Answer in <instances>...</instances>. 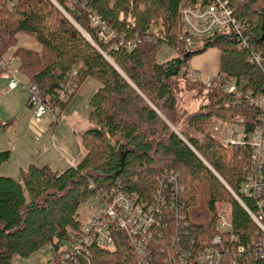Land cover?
I'll list each match as a JSON object with an SVG mask.
<instances>
[{
    "label": "trees",
    "instance_id": "trees-1",
    "mask_svg": "<svg viewBox=\"0 0 264 264\" xmlns=\"http://www.w3.org/2000/svg\"><path fill=\"white\" fill-rule=\"evenodd\" d=\"M9 1L0 0V61L9 70L17 62L18 74L60 114L87 80L99 88L90 99L87 121L93 128L81 135L84 157L78 165L63 171L30 165L21 169L20 181L0 174V264L29 260L49 247L57 253L68 248L83 230L80 207L101 191L117 187L142 203L160 192L169 197L170 175L178 176L182 190L175 195L176 207H163L151 230L150 264H179L173 258L177 253L197 256L216 236L225 245L235 236L246 247L264 239L232 194L257 211L256 200L241 193L248 153L224 146L211 129L215 122L232 124L237 117L248 131L258 123V111L244 96L249 91L264 95V0H222L242 35L215 31L195 52L187 50L181 8L211 0H56L67 15L51 0H18L14 9ZM92 14L114 33L108 42L92 26ZM23 34L34 38L41 51L13 52ZM132 41L137 46L130 50L125 45ZM162 46L178 56L159 62ZM209 49L221 53L217 76L234 81L241 97L207 89L189 76L190 60ZM253 53L261 56V66L250 61ZM5 73L0 69V75ZM181 81L206 91L207 103L193 114L179 107ZM67 90L62 101L60 93ZM10 159V151L0 152V169ZM224 205L231 228L222 231L218 212ZM111 234L112 248L94 245L91 262L141 264L128 236L118 228ZM252 254L247 249L245 255L225 254L224 259L264 264V257Z\"/></svg>",
    "mask_w": 264,
    "mask_h": 264
},
{
    "label": "built area",
    "instance_id": "built-area-1",
    "mask_svg": "<svg viewBox=\"0 0 264 264\" xmlns=\"http://www.w3.org/2000/svg\"><path fill=\"white\" fill-rule=\"evenodd\" d=\"M18 0H10L8 8L14 9ZM61 9L56 0H51ZM62 10V9H61ZM91 24L97 29L99 37L108 42L114 33L99 16L92 14ZM181 21L184 29L189 34L187 42L194 38H207L213 35L215 31L227 30L233 31L238 36L242 35L240 24L235 20L227 3L222 0H211L210 4L199 2L196 6L183 5L181 8ZM138 42H140L138 40ZM128 49H134L137 46L135 41L128 42L125 45ZM250 61L259 66L262 64L260 55L253 53ZM0 69L5 71L9 77V89H16L20 81L11 74L6 61H0ZM189 76L195 80L203 82L207 89L220 88L223 92L242 96V92L236 83L226 76H213L203 81L199 72L188 68ZM24 88L28 92V105L33 110L36 120L45 118L48 114L54 117V125L58 123L60 110L49 101H44L35 85L26 83ZM70 94V90L60 93V99L65 100ZM244 99L251 107H254L258 113V123L248 131L242 118L237 117L228 128V138L221 140L226 147H236L248 153L249 164L244 168L245 181L241 193L256 200V212H251L242 203L240 198L232 192L233 196L242 204L251 216L254 223L258 226L264 235V95L255 94L249 91ZM170 184L174 185L169 197L159 194L153 195L152 202L142 203L115 187L107 191H101L94 198L88 200L85 204H93L94 209L87 226L83 227L82 233L68 248L61 252H54L52 247L44 249L42 253L50 254L52 264H93L91 248L96 245L100 248L111 249L113 246L112 229L122 230L129 238L132 245L136 248L137 254L141 257V264H150L148 262V248L152 243V228L158 225V214L161 209L167 206L175 208V195L179 194L182 187L178 183V176L170 175ZM167 205V206H166ZM229 208L220 207L218 212L219 229L222 231L230 230ZM174 242H178L173 238ZM263 242V243H261ZM229 245H225L221 236H216L212 245L205 248L197 256L184 253H177L173 258L179 264H227L224 259L225 254L245 255L249 250H253L256 257H264V239L253 241L248 247L241 245L240 240L232 236ZM234 249L231 252V247ZM253 247V249H251ZM49 251V252H48ZM252 253V252H251ZM252 254V255H253ZM232 264H237L234 260Z\"/></svg>",
    "mask_w": 264,
    "mask_h": 264
},
{
    "label": "rangeland",
    "instance_id": "rangeland-1",
    "mask_svg": "<svg viewBox=\"0 0 264 264\" xmlns=\"http://www.w3.org/2000/svg\"><path fill=\"white\" fill-rule=\"evenodd\" d=\"M53 3V2H52ZM54 4V3H53ZM55 5V4H54ZM57 7V6H56ZM59 10H61L59 7H57ZM64 12L63 10H61ZM65 13V12H64ZM65 15H67L65 13ZM77 27V26H76ZM79 29V27H78ZM81 30V29H80ZM82 34L86 37V33L84 31H81ZM205 45V39L203 38H194L188 43L187 50L191 52L198 51L202 49ZM18 49H26V50H32V51H41L40 45L36 42V40L32 37H29L27 35H20L18 37L17 45L13 48L14 50ZM158 55V61L159 62H165L173 57L178 56L176 52L171 50L167 46H162L161 50L159 51ZM190 66L196 70L203 71V72H217L219 69V54L214 49L207 50L204 54H199L194 56L190 60ZM203 81L206 80L209 77L203 76ZM193 80V79H192ZM190 81V80H189ZM194 82V81H193ZM90 83H96L92 80H89L85 83V85L82 88V92H77L78 95L76 96V100L72 103V108L68 112L66 111L62 116L59 117L60 120V129H57L54 134L48 133L44 135L43 138L39 141V146H47L48 150L45 151V154H42L39 150H37L36 147H39L38 145L33 148V154L35 155V159L39 160L38 163L44 164V162H41V160L48 158V160L51 161L53 157H55L56 162L54 164L53 161H45L48 162L54 166H57L58 168L61 167V165L66 164L65 160L66 157L70 159V156L66 155L64 150H62V147L60 149L61 145H66L68 148H70L74 153H77L79 151V145L80 142L77 140V136L84 132L85 130H89L93 128V125L89 124H83V120L80 119V116L84 119H86L89 115V94L93 92L91 88H89ZM203 83V82H202ZM190 87L185 81L180 82L179 90L180 93L178 94L179 98V107L181 111L193 114L195 113L201 106L205 105L207 103L206 100V91H203V89H189ZM21 90V89H20ZM203 91V92H202ZM21 97L23 99L22 106L19 108L18 114H17V120H18V126H17V136L23 137L25 135L26 129H25V123H28V120L33 115V110L28 107L25 101L26 97V91L21 90ZM71 107V106H70ZM69 108V107H68ZM75 112L78 113V115L75 114ZM68 113V114H67ZM182 113V112H181ZM51 116L48 114L45 118ZM67 117V121L65 122L64 118ZM72 120H75L77 123L75 124L77 127L73 129L74 124L72 123ZM231 124L222 123V122H215L214 126L211 128L213 131V135L218 140H223L228 138V128ZM30 128V126H28ZM87 128V129H86ZM59 129V130H58ZM28 134L31 137L27 139V142L30 143L32 146H34V135L30 134L28 130ZM11 136L6 135L5 141L7 137L11 139ZM26 136V135H25ZM13 140V139H12ZM34 140V141H33ZM4 141V143H5ZM19 142V140H18ZM56 144V147H55ZM81 147V146H80ZM16 149V147L14 146ZM10 150V149H9ZM18 152V153H17ZM17 153V154H16ZM16 153L14 154L13 160L6 163V165L3 167V169H0V174L4 176H10L16 181H20V175L19 173H16L17 171V161L25 163V159H23V153L17 149ZM27 156V154H25ZM58 157V158H57ZM51 158V159H50ZM62 161V164H59L58 162ZM16 163V164H15ZM58 163V164H57ZM20 165V164H19ZM21 166V165H20ZM225 207L228 209V207ZM94 209V205L91 203L89 205H82L79 209V220L82 223V226L85 227L89 224L90 218L92 215V211ZM50 257L51 255L38 252L34 254L29 260H15L13 264H52L50 263Z\"/></svg>",
    "mask_w": 264,
    "mask_h": 264
},
{
    "label": "crops",
    "instance_id": "crops-1",
    "mask_svg": "<svg viewBox=\"0 0 264 264\" xmlns=\"http://www.w3.org/2000/svg\"><path fill=\"white\" fill-rule=\"evenodd\" d=\"M214 50H216L218 52V54H219V69H218L217 72H209V71L203 72V71L196 70V69L192 68L191 66H190V68L193 71L199 72L202 75V77L203 76H205V77H213V76L217 75L219 73V70H220L221 53L217 49H214ZM10 66H11L10 67L11 74H13L15 77L18 78V80L20 81V84H19V86L16 89L10 90L9 89V82H10L9 75L7 73L0 75V152L10 151L11 152L10 161L13 160L14 154L16 153L17 149L19 150V153H20V151L23 153L22 155H23V159H25L24 160L25 163L22 164L23 161L20 162L19 160L17 161V164L15 163L17 165L16 173H19V175H20L21 169H26L30 165H36V166H39V167L48 166L51 169L56 170V171H63L68 166H76V165H78L80 163V161L84 157V150H83V148L81 146V135L87 130H85L84 132L79 134V136H77V134H76L77 140L80 139V140H78L80 142V145H79V151H77V153H74L66 145H61L60 146V149L62 147V150H64L66 155L70 156V159L66 157V160H65L66 164L61 165V167H59V168L57 166L52 165V164H54L56 162L55 157H53L52 159L50 158L51 161L48 160V158L41 160V162H44V164H42V163H38L39 160H36L35 159L36 158L35 155L32 153L33 152V148L32 147H35L37 145L39 146L40 145L39 141L41 140V138L44 137V135L50 133L51 136H52V134H54L55 131L57 130V129H54V128L57 127V128L60 129V120H59V118H58V124L54 125V117L53 116H49V117L43 118L41 120H36L35 117H34V113H33L31 118L28 120V123H25V129H26L25 135L26 136L25 135L23 137L22 136L21 137L17 136V131H16L17 130V126H18L17 125L18 124L17 114H18L19 108H21L22 102H23V99H22L20 93H21V90L26 91V89L24 88V85L26 84V79H25V77H23L20 74H18V66H19V64L17 62L12 61ZM87 81H89V80H87ZM85 83L83 84V86L85 85ZM83 86L79 89L78 93L82 92ZM89 88H91V90L93 91V92H91V94H89V98H88L89 99L88 100L89 101V111H90V99H91L92 95L98 90L99 85H98V83H90ZM78 93H77V95H78ZM26 94L27 95L25 97V101H26V104H27L28 98H29V95H28L27 91H26ZM77 95H75L73 97V99L71 100V102L64 108V110L61 112L60 116H62L66 111L68 112V110L69 111L71 110L72 103L76 100L75 98H76ZM75 114L78 115L77 112H75ZM80 119L83 120V122H84L83 124H89L88 121H87L88 117L86 119H84V117L82 118V116H80ZM64 120L66 122L67 121V117H65ZM72 123L74 124L73 129H75L77 127L75 125L77 122L75 120H72ZM28 126H30V128ZM28 130H29L30 134L34 135V138H35V141L33 140L34 143H35L34 146H32L30 143L27 142L28 138L31 139V137L28 134ZM6 135H8V136L12 135L11 139L9 137H7V139L5 141L4 139H5ZM18 140H19V142H18ZM4 141H5V143H4ZM14 146L16 147V149L14 148ZM55 147H56V144H55ZM36 148L42 154H45V151L48 150L47 146H43V147L39 146V147H36ZM25 154H27V156H25ZM45 161H49V162L53 161V163L50 164V163L45 162ZM58 163L62 164V161H60ZM5 165L6 164H4L1 169H3V167Z\"/></svg>",
    "mask_w": 264,
    "mask_h": 264
},
{
    "label": "water",
    "instance_id": "water-1",
    "mask_svg": "<svg viewBox=\"0 0 264 264\" xmlns=\"http://www.w3.org/2000/svg\"><path fill=\"white\" fill-rule=\"evenodd\" d=\"M77 27H78V26H77ZM79 30H80V28H79ZM80 31H82V30H80ZM86 38H87L89 41H91L90 38H89L88 36H86ZM91 42H92V41H91Z\"/></svg>",
    "mask_w": 264,
    "mask_h": 264
}]
</instances>
